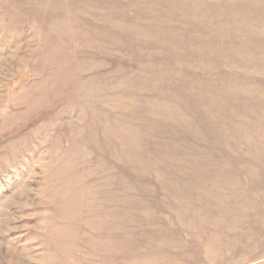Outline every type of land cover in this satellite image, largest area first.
<instances>
[{"label": "rangeland", "instance_id": "rangeland-1", "mask_svg": "<svg viewBox=\"0 0 264 264\" xmlns=\"http://www.w3.org/2000/svg\"><path fill=\"white\" fill-rule=\"evenodd\" d=\"M0 264H264V0H0Z\"/></svg>", "mask_w": 264, "mask_h": 264}]
</instances>
